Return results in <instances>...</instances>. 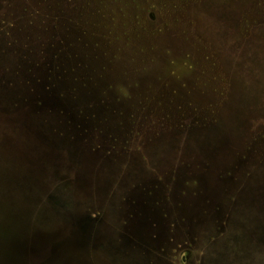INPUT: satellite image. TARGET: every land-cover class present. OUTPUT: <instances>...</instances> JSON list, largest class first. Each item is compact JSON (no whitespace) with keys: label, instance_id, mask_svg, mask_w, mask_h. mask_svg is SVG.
I'll use <instances>...</instances> for the list:
<instances>
[{"label":"trees","instance_id":"trees-1","mask_svg":"<svg viewBox=\"0 0 264 264\" xmlns=\"http://www.w3.org/2000/svg\"><path fill=\"white\" fill-rule=\"evenodd\" d=\"M26 1V14L19 16L28 19L30 33L20 59L26 64L27 94L15 95L25 101L15 100L19 103L12 111L27 108L36 116L47 112L46 116L58 117L38 123V134L43 131L47 135L48 127L59 137L79 138L102 161H117L115 156L140 151L146 162V150H154L150 154L156 159L149 170L155 182L148 185L149 194L160 195L164 190L159 184L168 180L165 192L173 199L170 209L175 217L171 227L180 235L188 229L187 215L181 210L195 196H206L201 212L215 216L207 220L212 240L231 226L234 205L251 181L256 197L262 198L264 0H232L229 14L217 16V34L210 43L204 41L202 57L193 37L196 27L205 24L196 25L188 17L184 22L185 15L191 17L197 7L196 16L206 21L218 10L215 1L225 7L231 0ZM208 5L211 9L202 12L201 7ZM33 39L40 40L39 51ZM177 65L182 69L175 68ZM4 79L3 86L15 85L13 78ZM94 88L100 89L97 97ZM36 148L47 149L45 143ZM201 151L209 154L203 161L199 160ZM59 152L67 161V152ZM220 153L233 154L235 159L230 164L223 160L216 163ZM166 163L171 165L168 173L161 168ZM67 164L66 172L55 179L48 176V181L57 187L73 182L76 164ZM124 171L122 177L131 173ZM211 171L219 181H229L235 187L227 191L230 209L213 205L207 198L208 190L201 186L199 175ZM181 173L186 175L182 191L176 188ZM137 183L131 184L132 189H147L139 179ZM92 193L96 199L98 195ZM116 193L120 191L113 189L111 194ZM126 194L122 200L131 209L127 218L124 216L125 225L139 205ZM94 202L85 200L82 205L94 208ZM162 204L155 202L163 210ZM91 216L98 218L100 212ZM219 217L227 221L221 223ZM261 243L264 248V241ZM186 244L183 235L175 239L174 259ZM185 261L182 256L180 263Z\"/></svg>","mask_w":264,"mask_h":264},{"label":"water","instance_id":"water-1","mask_svg":"<svg viewBox=\"0 0 264 264\" xmlns=\"http://www.w3.org/2000/svg\"><path fill=\"white\" fill-rule=\"evenodd\" d=\"M14 92H7L0 96V105H2L3 109L4 107L5 109H10L13 106L11 102H13L12 99L16 95ZM99 93V88L93 89L94 97H97ZM12 112L14 115L17 114V112ZM12 112L7 111L6 113H2L10 116L5 117L6 122L17 123L15 128L17 130L19 128L25 130L27 137L21 146L16 141L19 140L18 136L14 137L15 140L12 141L6 137H0V193L5 194V197L2 199L4 201H0V215H2L0 216V222L3 224L0 227V232L9 231L12 233L11 236L14 235L11 239L13 243H16V246H10L9 249H11L12 254L10 257L18 260L37 259L41 264H70L71 262L72 264L84 262L91 264V261H89L91 259L90 255L97 252L99 264H102L104 256H114V259L121 255L125 256L123 253L125 252L124 248L130 242L120 234L118 237L117 233L108 235L105 219H99L100 217L92 218L91 213L85 210L81 204L82 200L93 202L89 197L94 191L101 199L107 195L110 186L108 183L112 173L106 172L105 168L114 169V165L112 164L115 163L106 160L105 162L101 161L99 164L98 160L101 157L92 154L88 150V147L82 145L79 138L72 141L69 138L59 137L55 133H52L48 127L46 128L47 135L43 131H41V135L38 134V123L44 122L43 116L47 112L45 114L41 112L39 120L27 108L24 110L22 108L18 112L20 117H17L16 120L13 119V115L11 116ZM18 118L23 121L21 122ZM57 118V116H52L49 120H56ZM38 140L40 141L38 142ZM42 143L46 144L47 149L38 150L36 148L37 145ZM9 145L16 148L11 147L7 149ZM36 149V152L30 153V151L32 152ZM60 150L67 152V161L65 156H61ZM207 153L205 151L199 152V160L203 161L208 157L207 155L209 154ZM218 156L215 160L216 163L223 160L230 164L235 159L233 154L222 153ZM70 162L76 164L75 179L73 182L59 188L58 193L61 201L73 196L75 199L81 201L74 200L75 204L70 208H65L62 203H58L57 207L60 210L51 207V204L44 205L40 212V225L33 226L34 223L30 219V215L33 211L32 209H34L38 194L42 192V185L49 182L48 176L54 177V179L59 178L62 173L61 171L69 168L67 163ZM48 165H50V169L47 168ZM96 165H98V168H96ZM103 166L104 169L101 168ZM131 176L128 175L125 179H122V187H125L129 183ZM181 176L182 173L179 177ZM216 177L212 171L200 174V184L202 187H205L204 190H208L206 193L213 205L219 203L223 204L224 208L230 209L232 205L227 204V191L235 187L231 182H222ZM111 180L113 182L112 178ZM251 183L253 182L251 181L246 190L239 194L237 206L234 205V213L231 214L233 215L231 226L242 228V234L239 235L238 242L241 246L248 248L259 245L262 247L261 242L264 241V195L262 196L261 194L262 198L256 197L255 188ZM128 195L139 202L138 211L136 213L132 212L135 217L129 222L128 229H131L134 234L139 235L149 229L148 220L150 215L156 219L160 217L159 212L161 210L154 203V199H157L160 195L159 193H155L153 196L150 195V197L144 191L141 193L139 188L132 190ZM144 200L146 201L145 203H143ZM188 201L189 207L187 206L185 210H181V214L187 215L188 222L186 226L192 229L195 227L193 226L194 221L191 217H201L205 221V216L204 218L202 217V213L204 212H201L204 198L202 200L191 198ZM120 204L121 209L117 213V215L121 214L119 215V219L127 216L131 209L125 203ZM99 210H102L101 206ZM103 212L105 213L103 215L106 216V211ZM139 212H142V215ZM112 213L116 214V211ZM4 216H7V219ZM214 217L210 213L207 215L208 219ZM190 221L193 222L191 223ZM159 222L163 226V223ZM197 222L200 223V221ZM206 223L208 224L209 222ZM206 223L203 222L202 224L207 225ZM252 224H254L253 227L251 226ZM40 226L41 231L37 230L38 228L40 229ZM162 226L159 224V228ZM31 227H34L36 231H31ZM245 229H248V231H245ZM253 229L256 239L253 236Z\"/></svg>","mask_w":264,"mask_h":264},{"label":"rangeland","instance_id":"rangeland-1","mask_svg":"<svg viewBox=\"0 0 264 264\" xmlns=\"http://www.w3.org/2000/svg\"><path fill=\"white\" fill-rule=\"evenodd\" d=\"M214 3H215L214 5L218 8V10L216 9L214 13V18L210 19L209 17H206L209 20L203 21L201 19L203 18V16L202 17L196 16L197 14L196 12L199 11L197 7H195L196 10L191 11V15H190L191 17L188 16L189 14L185 15L186 17H184V22L189 21L188 18H192L196 25L197 23L202 25L205 24L203 25V27H196V35L193 37V39L196 41L197 44L196 51L199 57H202L205 51L203 47L204 41L206 43H210L211 39H213L217 34L218 30L215 31V25L217 26L216 22H218L217 16L221 18L229 14V9L231 8L232 0L229 1L225 7L222 6V3L219 5L218 1H215ZM26 7H27L26 0H0V96L7 92L11 93L12 91H15L14 93H16V96L27 94V88L26 85H24L26 64L24 65L23 64L24 61L20 59L23 58V54H24L23 47L25 45V42H27L26 38L27 36H29L30 33L27 26L28 19L27 18L24 19V17L22 18V16H19L20 13H22L23 16L26 14L24 13ZM208 8L209 5L207 8H205L204 6L201 7L202 12L207 10ZM209 9H211V7ZM208 25L211 27V29L210 27H207ZM225 27L227 26L225 25ZM225 27H222L221 29L224 30ZM36 33H38L37 29H36ZM38 39L35 41L34 39L32 40L37 51L40 50L39 48L41 44L40 40ZM218 48L216 47L217 50ZM18 64L19 66L21 65L22 68L17 69ZM177 67L179 69H182L181 66L178 65L175 66V68ZM17 70H19V73H17ZM10 77L17 82V85L15 82V85H13V87L11 88L6 87L7 85L3 86L4 84L3 79L4 78L8 79ZM15 100L25 101V98L20 99L14 97L12 99L13 102H11L13 106L15 103H19V102H15ZM13 106L11 107L12 109H5V107H4L5 110L0 109V137L3 138L6 137L12 141L15 140L14 137L18 136L19 140L16 141H18L17 144H20L21 146L22 142H24L25 138L27 137L25 130H23L22 128H19L20 130L19 129L17 130V128H15L17 123H13V122L7 123L5 117H7L8 115L2 114V113H6L7 111L12 112V110L14 109ZM18 112L19 111H17V114L15 115L12 112L11 116L13 115L12 117L14 120H16L17 117H20V114L18 115ZM43 117L44 120L52 118V116H45V115ZM36 119L39 120L40 115L37 114ZM18 120H20L21 122L23 121L22 119L19 118ZM17 144H12V145H17ZM12 145H9L7 149L11 147L16 148L13 147ZM146 152H148L147 155H149L147 157L148 161L146 160V162L143 161L140 151L132 152L131 154H124V155L122 154L115 156L117 157L116 158L117 161L108 160V162H112V163L114 162L115 164H112L114 165V169L105 168L106 172L109 171L110 173H112L111 178L113 179L112 182L110 178V181L108 183V185L110 184V186L107 195L104 196L103 199H101L98 196L96 198L97 200L95 199V197L94 198L92 197L93 193L89 197V199H91L92 201L93 200L96 201L94 203H96L97 206L85 210H88L90 213L92 212L95 213L96 210H98L100 212L99 219L102 220L105 219V225L108 230V235H110L111 233H117L120 235L122 234L121 236L125 237V239H127L130 242V244L126 245V248H124L125 252L123 253L125 254V256L121 255L122 257L120 256L116 259H114V256L113 257L104 256V259L102 260L103 261L102 264H264L263 247H260L259 245L257 247L248 248L241 246L240 243L238 242L239 235L242 234L241 227L228 226L225 231L224 230L222 231L223 232L222 234H218L212 240V238H210L208 234L209 223L208 224L206 223L208 220L207 214L202 215L203 218L205 216L204 218L205 221L201 217H200L201 219L198 218L197 216L191 217L193 218L192 220L194 222L193 221L192 222L195 228L192 229L188 228L187 230L183 231L184 234L181 235L184 236V238L187 241V244L183 250L181 249V251H179V253L177 254V258L174 259L173 253H171L173 249L172 245L174 244L175 239L180 240L181 235L175 232L174 228L171 227L172 223L175 220V217L172 215L173 213H171V209H170V206L172 207V204H174L173 199L171 198V200H169L167 197V193L165 192V190L167 189L168 180H166V184L161 183L162 184L161 186L159 184V187L161 188V190H164V192H161L160 195L162 196H158L157 199H154V203L157 200L163 203L162 204L163 210L162 208H159L161 210V212H159L160 213V217L158 218L159 220L154 218L152 215H150L149 216L150 218L148 220L149 229H147V231H144L139 235L134 234V232L131 229L130 230L128 229L129 224L127 225L122 224L124 221V217L119 219L120 217L119 215L121 214L119 213L117 215V213L121 209L120 203L124 204L122 200L124 195L127 193L126 196H128V194H130L132 190L136 189V187L132 189L131 184H136L138 182V179L140 181L143 179L142 182L145 181L143 185H145L147 189H143V190L141 188L139 189L141 190V193L142 191H144L145 193H147V195L150 196L149 194L150 190L148 188V185L151 186L153 185V181H154L153 178L155 177L153 172L149 170V167L150 168L151 166L153 167L152 165L153 160H155L156 158L154 159V157L150 154L151 152L154 153L155 152L154 150L147 149ZM101 161L102 159L98 160L99 164L101 163ZM126 161H131L130 162L131 164L127 165L125 163ZM98 165H96V168H98ZM101 168L104 169V166ZM161 168L164 172L168 173V171L171 168V165L166 163ZM68 169L69 168H66L64 171L66 172ZM122 170H125L126 172L129 171L131 173L125 174V176L122 177L121 176ZM64 171L62 170L61 172L64 173ZM128 175H132L131 180L125 187H122L121 181L122 179H125V177H127ZM185 180H186V175L183 174L178 179L177 182L178 187L176 188L179 189L180 191L184 189ZM60 182H62V180H60L58 184ZM155 184L157 185V183ZM120 185H121V189H120ZM42 187H43L42 192L38 194V198L34 205V209H32L33 211L30 215V219L33 220L34 223L33 226L40 225L41 222L40 212L41 209H43L44 205L51 204V207L60 210V208L57 207L58 203H62L63 206H65V208H70L75 204L74 200H79V199H75L73 196L71 198H66L64 201H61L58 191L59 188L63 186L58 185L57 187V185L54 182H48L46 184H43ZM113 189L115 190V192L118 189L120 191V194L119 193L111 194ZM0 197H1L0 201H4L2 199L5 197V194L0 193ZM205 197L206 196L204 197L195 196L192 199L202 200ZM80 201L81 200H79V202ZM83 201L85 200H82L81 204ZM114 201L116 202L114 203ZM145 202L146 201L144 200L143 203ZM82 206L84 207V205ZM100 206L102 207L101 211L99 210ZM103 211H106V216L103 215L104 213ZM113 211H116V214H113L112 213ZM128 214L130 213L128 212ZM139 214L142 215V212H139ZM127 216L125 217L127 218ZM4 218L7 219V216H4ZM220 219L222 220L219 221L221 223L227 221V219L224 217ZM201 220L207 225L202 224L203 222ZM159 221L163 223V226ZM197 221H200V223ZM158 222L162 227L159 228ZM253 225L254 224H252L251 226L253 227ZM2 226L3 224L0 222V227ZM30 229L31 231H36L34 227H31ZM37 230L41 231V226L40 229L38 228ZM245 231H248V229H245ZM11 234L12 233H10L9 231L0 232V264H41L40 261H37V259L18 260L16 258L14 259L10 257L12 256L10 251L11 249H9L10 246L11 247H13L14 245L16 246V243L15 242L13 243L11 239V237H14V235L11 236ZM253 236L256 237V234L254 233V229H253ZM182 256H184V258H186L187 261L180 263V258ZM90 258L91 259H89V261H91V264L100 263V261H98L99 258L97 252L96 254L93 255L91 254ZM70 264H72V262ZM80 264H86V263L84 262Z\"/></svg>","mask_w":264,"mask_h":264}]
</instances>
